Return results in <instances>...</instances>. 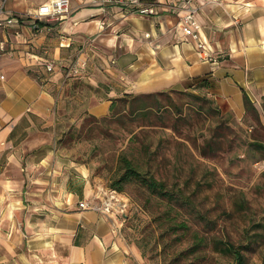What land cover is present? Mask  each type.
<instances>
[{"label": "crops", "instance_id": "crops-1", "mask_svg": "<svg viewBox=\"0 0 264 264\" xmlns=\"http://www.w3.org/2000/svg\"><path fill=\"white\" fill-rule=\"evenodd\" d=\"M45 1L7 0L0 18L14 16L11 10L22 2L29 7ZM70 5L72 12L54 25L29 17L0 27L6 46L0 51V264H140L131 259L135 250L114 213L78 207L93 189L88 172L67 165L50 143L35 142L56 133L60 100L52 90L65 83L66 67L85 61L71 75L96 85L102 80L100 71H87L94 42L130 57L116 74L134 91L161 88L167 74L206 78L211 93L237 112L244 93L257 101L264 95V0L194 1L200 37L217 56L214 64L195 58V41L182 32L183 12L176 7L159 3L151 15L106 0ZM47 61L55 64L49 74ZM110 103L91 98L87 111L104 116Z\"/></svg>", "mask_w": 264, "mask_h": 264}, {"label": "rangeland", "instance_id": "rangeland-1", "mask_svg": "<svg viewBox=\"0 0 264 264\" xmlns=\"http://www.w3.org/2000/svg\"><path fill=\"white\" fill-rule=\"evenodd\" d=\"M37 7L22 2L7 9L20 21L33 17ZM72 10L70 5L69 14ZM107 47L94 42L86 56L89 75L100 71L97 85L69 76L73 63L65 68V83L52 90L60 100L56 133L36 136L35 142L50 143L67 165L88 172L93 189L87 199L101 203L114 195L125 204L124 210L111 212L135 250L132 260L134 255L140 264H229L234 255L222 248L230 245L242 253L244 264H264V147L256 146L264 145V95L244 101L237 112L211 93L206 78L176 80L167 74L161 88L134 91L116 74L130 57ZM160 91L166 92L157 97L164 104L160 108L130 114L127 100L119 102L115 114L110 108L104 116L87 111L91 98L112 103L131 94L137 104L150 103L148 94ZM121 155L141 174L163 182L166 194L148 189L143 178L119 180ZM115 180L121 191L111 187Z\"/></svg>", "mask_w": 264, "mask_h": 264}, {"label": "built area", "instance_id": "built-area-1", "mask_svg": "<svg viewBox=\"0 0 264 264\" xmlns=\"http://www.w3.org/2000/svg\"><path fill=\"white\" fill-rule=\"evenodd\" d=\"M113 1L122 5H129L135 8V11L140 14H156L157 9L156 5L159 3H164L170 8L176 7L178 11H182L181 23H182V32L185 36L190 37L195 41V52L198 59L204 63L214 64L217 62V57L214 55L213 51L209 48L207 43L200 37L199 33V24L195 18L197 12V7L194 5L195 0H155V2L147 3L142 0H108ZM7 0H0V13L5 9ZM70 12V0H48L40 5H38L33 17L36 20L46 19V21H59L67 17ZM19 20L13 16L5 19L0 18V27L11 26L13 24H18ZM35 24V21L34 23ZM70 40L67 38V43ZM65 39L61 42V45H66L64 42ZM5 43L0 41V51H5ZM85 65V61L74 62L68 69L67 74L71 75L73 73H78L80 68ZM44 69L46 73H51L55 69V64L53 61H47L44 64ZM105 192V191H104ZM111 197V198H110ZM109 198H103L101 203L92 199H82L78 201V206L81 209H94L101 210L105 213H109L112 210H124L125 204L113 199L114 195H110Z\"/></svg>", "mask_w": 264, "mask_h": 264}, {"label": "trees", "instance_id": "trees-1", "mask_svg": "<svg viewBox=\"0 0 264 264\" xmlns=\"http://www.w3.org/2000/svg\"><path fill=\"white\" fill-rule=\"evenodd\" d=\"M166 94L165 91H160V92H156L155 94H148V96H152L153 101H151L150 103H140L137 104V96L134 95H128L125 94L122 98L120 99H114L110 105V111H112L113 114L119 112V102H126L128 100V110H130V114L135 113L136 111H141V110H145L148 109L149 107H154L156 106L157 108L163 107L164 104L157 98L159 95H164ZM244 101L248 102L249 101V96L247 94L244 93ZM256 146L258 147H264V145L256 143ZM119 161L122 164V166H120V169H124L123 173L120 175L119 180H124L127 181L129 180L131 177L135 176V177H139V178H143L144 182L147 184L148 189H150L153 192H160L162 194H166V191L164 189L165 184L161 181L156 180L152 175L150 176H145L144 174H141L140 171L133 165V163L124 155H121L119 157ZM119 180H115L112 181L111 183V187L116 189L117 191H121L122 190V185L119 183ZM222 251L224 253H232L234 255V262L229 263V264H244V257L242 255V253H240L239 251L235 250L234 247L230 246V245H225L222 248Z\"/></svg>", "mask_w": 264, "mask_h": 264}, {"label": "bare ground", "instance_id": "bare-ground-1", "mask_svg": "<svg viewBox=\"0 0 264 264\" xmlns=\"http://www.w3.org/2000/svg\"><path fill=\"white\" fill-rule=\"evenodd\" d=\"M103 189V188H102ZM103 191H105V190H103ZM111 198V197H110Z\"/></svg>", "mask_w": 264, "mask_h": 264}]
</instances>
